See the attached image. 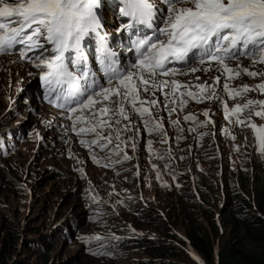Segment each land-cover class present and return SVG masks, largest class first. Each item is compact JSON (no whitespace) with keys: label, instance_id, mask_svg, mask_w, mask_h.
Listing matches in <instances>:
<instances>
[{"label":"snow or ice","instance_id":"obj_1","mask_svg":"<svg viewBox=\"0 0 264 264\" xmlns=\"http://www.w3.org/2000/svg\"><path fill=\"white\" fill-rule=\"evenodd\" d=\"M108 7L127 19L116 29L121 36L126 34V42L122 39L116 47L134 54L127 64H122L104 31L102 9ZM13 53L39 70L49 103L63 109L64 118L71 121L65 131L80 137L96 164L103 159L104 167L114 169L136 158L127 149L139 151L141 127L167 143L160 112L167 111L170 118L189 101L220 103L226 119L235 116L237 125L254 130L264 155V126L251 122L252 115L264 118V99L246 98L249 92L264 94V72L242 63L247 59L252 67L264 65V0H0V55ZM213 69L219 75L211 84L195 76ZM242 74L260 77L261 82L232 87L229 81ZM189 75L194 80L178 79ZM220 92L244 103L230 108ZM210 111L205 109L202 115L208 118ZM245 112L248 115L240 119ZM183 120L195 125L189 131L213 124L193 113ZM169 123L183 132L179 119ZM86 135L92 138L84 139ZM147 146L157 158L171 159V152L166 157L153 149L151 140ZM93 147L107 154L99 158ZM91 199L98 201L97 196ZM83 239L90 243L102 238Z\"/></svg>","mask_w":264,"mask_h":264},{"label":"rangeland","instance_id":"obj_2","mask_svg":"<svg viewBox=\"0 0 264 264\" xmlns=\"http://www.w3.org/2000/svg\"><path fill=\"white\" fill-rule=\"evenodd\" d=\"M111 8H113L112 15L109 13ZM107 13L110 19L104 14L103 24L110 26L122 22L117 8L108 7ZM0 79H2L0 82V130L2 131L18 124L19 119L15 113L28 107L25 102H36L34 106L38 109L41 108L40 104L47 105L49 102L45 87L39 78V70L31 63L20 60L15 53L0 55ZM15 98H18V101L14 105L12 114L8 109L10 102ZM26 112V110L22 111L24 121L27 120V116L30 117ZM229 124L232 132L241 127L233 119ZM261 124H264V121ZM241 135L240 142V134L231 136L232 141H223L224 157L221 163L211 157L214 154L208 148L210 138L204 139L198 147L201 153L199 162L194 163L192 171H189L190 178L177 180L169 176L163 188L147 187L148 197L143 201L138 198L128 207H121L115 224L123 227V233L129 238L127 242L134 241L142 249L127 252L125 248H120L121 255L118 253L114 259H110V264L160 262L159 259L149 255L154 248L163 247L170 250L178 249L182 254V258L171 254L167 257V262L171 259L183 264H203V258L191 246H185L176 239L167 237L166 234H175L186 242L181 207L184 206L185 211L193 213L198 209L197 203L202 204L201 197H194L195 172H205L215 182L217 191L211 196L219 197L221 205L214 208L208 206L207 210L213 213L219 222L220 219L226 218V213H223V203L229 205L228 210L235 209L232 200L240 189L242 180L249 176L254 164L264 167V155L259 150L255 132L242 131ZM234 141L235 144H239L236 148L233 146ZM225 148L234 149L235 152H226ZM34 149V144H23L11 158L0 165V228L3 232L18 236L20 239L15 252L7 259V264H104L103 260L85 256L78 250L79 245L76 243L64 242L59 237L58 233L69 228L71 221L81 222L87 216L78 192H73V188L79 186V183L76 176L71 174L67 162L54 155L48 148L40 149L34 156ZM92 171L98 178L97 170ZM197 189L199 191L198 185ZM107 199L114 204L118 203V198L113 193H109ZM175 209L179 210L180 214H175ZM201 224L206 225L204 221H201ZM83 231L90 233L93 230L88 226L83 228ZM49 238L54 243L50 251L45 249V243ZM122 241V239L118 242L106 240L105 243L109 244V248H114ZM219 242L220 238L217 244ZM142 243L151 247H142Z\"/></svg>","mask_w":264,"mask_h":264},{"label":"trees","instance_id":"obj_3","mask_svg":"<svg viewBox=\"0 0 264 264\" xmlns=\"http://www.w3.org/2000/svg\"><path fill=\"white\" fill-rule=\"evenodd\" d=\"M196 178L202 204L197 203L198 209L193 213L185 211L184 206L181 207V212L187 241L203 258L202 263L264 264V167L255 165L252 176L242 180L240 189L232 200L235 209L228 210L229 205L225 203L223 213H226V218L220 219V224L213 213L207 210L208 206L214 208L221 205L219 197L211 196L217 191L215 183L204 174H197ZM174 213L180 214L177 209ZM201 221L206 225L201 224ZM166 235L185 246L188 244L175 234ZM219 238L220 242L217 244ZM19 240L18 236L7 234L0 228V264H7V259L15 252ZM142 247L151 246H144L142 243ZM171 254L182 258L178 249L154 248L149 256L160 262L152 261L149 264H183L171 259L167 262V257Z\"/></svg>","mask_w":264,"mask_h":264},{"label":"clouds","instance_id":"obj_4","mask_svg":"<svg viewBox=\"0 0 264 264\" xmlns=\"http://www.w3.org/2000/svg\"><path fill=\"white\" fill-rule=\"evenodd\" d=\"M189 124L193 125L192 122H190ZM241 134L242 131L240 132L239 142L242 140ZM223 141L224 140H218L217 137H214V140L210 141V146L208 147L211 149V153L214 154V156L211 157L214 158L215 160H219L220 163L222 158L224 157ZM226 141H232V139L227 138ZM235 142L236 141H234L233 143L234 148H236V146H239V144L238 143L235 144ZM32 144H34L35 146V143ZM21 146L20 144H18L14 150V153H16ZM161 146L163 148L162 153L166 157H167V153L171 152V159H169L165 167L159 171L160 177L158 179L149 176V174L142 173V176L140 178L118 180L114 178L115 175H111L109 173L104 174L100 171H97L96 175L98 176L99 178L98 179L94 175L95 173L92 172L91 173L92 181L96 184V188L93 189L96 190L97 192L96 196L98 197V201L87 199L86 197L87 189H89V186L86 183L77 179V183H79V186H75L73 188V192H78L79 199L81 201V204L83 205V208L85 209V212L87 213V216L84 217L81 220V222H79L78 220L71 221V226L69 228L65 229L62 233H58L59 237H61V240L70 244L76 243V245L82 247L81 253L83 252L85 256L96 260H103L104 264H110L111 263L110 259H114L118 253L121 255L122 252L119 250L120 248H125L127 252L134 250L139 251L140 249H142L134 241L127 242L129 238H127L126 235L123 233V227H119L115 224V221L118 219L117 215L118 213H120L122 209L121 207L124 208L128 207L130 204H133L135 200L138 198L143 201L145 197H148L146 191L147 187L156 186L163 188L164 182L166 178H168L169 176L170 178L175 177L177 180H184V178L186 177L190 178L189 169H187V167L190 166L191 167L190 169H192L194 163H197L195 157L192 154L193 152L187 146H175L174 144H171L170 146L169 145L168 146L161 145ZM43 148L44 147L40 149L43 150ZM58 148L62 149L60 152H64L63 146H60ZM40 149L35 148L33 155L36 156L39 153ZM225 151L226 152L234 151V149L229 150V148H225ZM79 152L81 155H84L85 151L79 150ZM4 154L5 151L0 153V165H2L5 160L9 159L6 158ZM58 156L61 159H63L65 162H68V159H66V157L63 154L59 153ZM33 160L34 158L31 160V162ZM254 166L255 164L253 165V169ZM253 169L249 174V176H252ZM197 174H204L208 179L212 180V178L209 175H207L205 172H201V173L195 172V179L193 183L196 188H197L196 185H198L196 180ZM109 193H113L118 198V201H120L121 203L114 204L113 202H110L107 199ZM195 196L201 197L198 190L196 191V195H194V197ZM224 204L225 203H223V205ZM112 205H114V207ZM89 220H93L94 222H89ZM216 221L220 224L217 217H216ZM88 226L92 227L93 231H90V233H84L83 228ZM94 236H100L102 239L99 241L92 240L90 243H86L85 240L83 239L85 237H94ZM120 239H122L123 241L119 243L117 246H114V248H109V244L105 243L106 240L118 242V240ZM186 242L188 243L187 238H186ZM45 244H46L45 249H47L48 251H50V249L53 248L54 246V243L50 238ZM187 245L191 246L189 243ZM94 251H105L110 254L93 255Z\"/></svg>","mask_w":264,"mask_h":264},{"label":"bare ground","instance_id":"obj_5","mask_svg":"<svg viewBox=\"0 0 264 264\" xmlns=\"http://www.w3.org/2000/svg\"><path fill=\"white\" fill-rule=\"evenodd\" d=\"M33 75H34V74H33ZM33 103H34V102H33ZM33 103H32L31 101H27V102H25L24 104L27 105V106H29L30 104H33ZM15 114H17V113H15ZM28 115H29V114H28ZM29 116H30V115H29ZM28 118H30V117L27 116V119H28ZM49 150H54V148H49ZM78 250L81 251V250H82V247L79 246V247H78Z\"/></svg>","mask_w":264,"mask_h":264}]
</instances>
